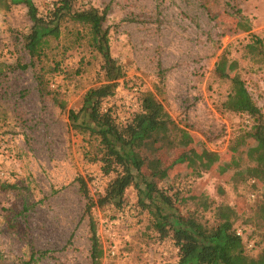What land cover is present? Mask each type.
<instances>
[{"label":"rangeland","instance_id":"obj_1","mask_svg":"<svg viewBox=\"0 0 264 264\" xmlns=\"http://www.w3.org/2000/svg\"><path fill=\"white\" fill-rule=\"evenodd\" d=\"M35 2L45 14L53 0ZM81 2L107 8L111 54L124 71L104 106L125 123L140 110L142 95L152 93L172 117L170 130L196 139L197 160L152 177L176 192L175 207L162 204L165 211L212 222L229 206L235 226L256 228L253 239L260 241L264 229L252 220L264 199V154L255 140L256 126L264 124V0ZM31 25L24 5L0 12V182L17 185L0 190V264H23L33 251L32 264H92L87 200L77 177L88 179L94 199L110 177L85 157L96 143L72 129L68 110L81 108L87 90L106 82L102 58L86 38L64 32L51 40L42 63L21 68L30 62L24 34ZM216 67L245 81L257 113L223 109L232 83ZM160 149L155 144L152 157L138 147L145 174L153 173ZM178 151L156 165L182 162ZM93 215L104 250L100 264L176 260L173 240L159 238L136 186L127 189L123 207L96 206Z\"/></svg>","mask_w":264,"mask_h":264},{"label":"trees","instance_id":"obj_2","mask_svg":"<svg viewBox=\"0 0 264 264\" xmlns=\"http://www.w3.org/2000/svg\"><path fill=\"white\" fill-rule=\"evenodd\" d=\"M16 5L27 8L32 22L30 30L24 34L30 62L20 65L21 68L42 63L52 48L51 40L60 39L64 32L73 34L76 40L86 38L90 47L102 58L101 70L106 82L87 90L81 108L68 110L72 129L84 137L88 136L89 143H96L92 150L85 151V157L91 162L100 163L103 175L110 177L104 192L97 199L91 195L88 179L77 177L80 192L87 200L84 213L88 216L92 264H100L104 255L93 208L108 204L123 207L126 191L131 186L138 188L140 202L151 211V226L159 233V238L162 240L170 236L179 248L176 260L164 264H264V232L260 241L253 239L256 228L253 232L243 228V233L237 234L239 226H235L231 207L221 208L218 218L212 222H201L194 214L189 217L180 212L165 211L162 204L172 209L175 207L176 192L170 194L172 187L163 188L152 177L161 179L164 173L165 178L166 170L180 168L185 163L188 166V160H197V152L191 146L196 139L186 130H170L172 117L152 93L142 95L140 110L125 123L118 120L112 107L104 106L106 99L115 95L118 80L124 75L122 66L111 54L110 30L106 26L107 8L101 9L81 0H53L45 14H41L35 0H0V12H9ZM216 72L232 83V90L222 103L223 109L237 114L257 113L258 108L245 81L219 67H216ZM59 104L65 108V102ZM255 140L264 154V124L256 126ZM155 144H159L160 151L165 145V153L162 151V156L159 154L155 162L166 155L170 159L175 147L179 150L178 154L182 153V162H165L164 166L154 162L153 173L145 174L143 167L146 158L138 154L137 149L145 147L153 157ZM173 157L177 158L176 155ZM180 174L181 171L175 176ZM16 187V184L0 182V190L3 191ZM257 214L258 220L252 221L264 229V199L258 205ZM248 243L253 244L252 251L248 250ZM35 259L36 252L33 251L23 264H32Z\"/></svg>","mask_w":264,"mask_h":264},{"label":"built area","instance_id":"obj_3","mask_svg":"<svg viewBox=\"0 0 264 264\" xmlns=\"http://www.w3.org/2000/svg\"><path fill=\"white\" fill-rule=\"evenodd\" d=\"M252 197H254V194H252ZM122 216H124V214H122ZM242 233H243L242 228H237V234L241 235ZM173 246L175 247V249H176V251H177V253H178L179 248H178L174 243H173ZM248 247H249L250 249H252V248H253V244L250 243V244L248 245ZM112 252H113V254H115V251H114V250H113ZM164 254H166L165 251H164Z\"/></svg>","mask_w":264,"mask_h":264}]
</instances>
